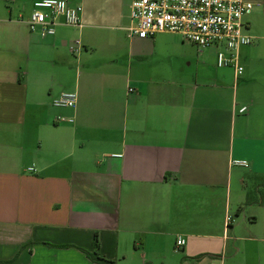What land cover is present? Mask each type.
I'll return each mask as SVG.
<instances>
[{"label":"crops","instance_id":"0c3cea01","mask_svg":"<svg viewBox=\"0 0 264 264\" xmlns=\"http://www.w3.org/2000/svg\"><path fill=\"white\" fill-rule=\"evenodd\" d=\"M34 1L0 0V264H103L95 235L114 264H264V0L239 76L222 44L130 33V0L44 37Z\"/></svg>","mask_w":264,"mask_h":264},{"label":"built area","instance_id":"2783aa9c","mask_svg":"<svg viewBox=\"0 0 264 264\" xmlns=\"http://www.w3.org/2000/svg\"><path fill=\"white\" fill-rule=\"evenodd\" d=\"M253 4L249 0H130L128 30L139 37H152L158 32L178 33L199 49L222 44L227 52H217V66H231L235 76H239L243 71L239 48L253 41V36L244 30L243 16L251 11ZM81 13L82 5L72 0H35L28 16L19 15L18 19L27 24L29 32L44 37L54 34L58 23L80 25ZM80 47V42L75 40L69 48L74 52ZM76 103L77 94L72 91H63L53 99L57 107L74 108ZM245 110L241 106L239 112ZM232 163L248 165L245 159H233ZM229 219L227 216L226 220ZM181 244L178 237L176 247Z\"/></svg>","mask_w":264,"mask_h":264},{"label":"trees","instance_id":"16d2710c","mask_svg":"<svg viewBox=\"0 0 264 264\" xmlns=\"http://www.w3.org/2000/svg\"><path fill=\"white\" fill-rule=\"evenodd\" d=\"M93 246H94V250L92 252H88L86 251V253L94 260L102 262L103 264H114L113 260L107 259L105 257H103L100 253H99V244H98V240H97V236H94V240H93Z\"/></svg>","mask_w":264,"mask_h":264},{"label":"rangeland","instance_id":"374dc122","mask_svg":"<svg viewBox=\"0 0 264 264\" xmlns=\"http://www.w3.org/2000/svg\"><path fill=\"white\" fill-rule=\"evenodd\" d=\"M259 7H260V6H258L257 4H253V7H252V9H251V12L245 14L244 17H243V20L246 19L247 22H249L251 29L254 28V23H253L252 19L254 18L255 10L258 9ZM258 23H259V22H258ZM198 49H199V48H198ZM261 180H262L261 182H264V178H262ZM254 189H255V188L253 187L251 181H249V185H248V187H247V190L249 191V193H250L252 196H254ZM246 207H247V206H244V209H245ZM244 209H243V210H244ZM241 214L243 215V213H241ZM233 216H234V215H233Z\"/></svg>","mask_w":264,"mask_h":264}]
</instances>
